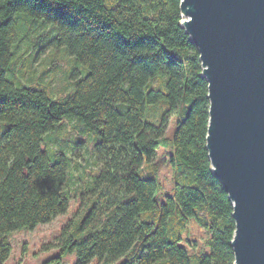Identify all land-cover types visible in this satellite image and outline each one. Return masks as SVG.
<instances>
[{"label": "trees", "instance_id": "trees-1", "mask_svg": "<svg viewBox=\"0 0 264 264\" xmlns=\"http://www.w3.org/2000/svg\"><path fill=\"white\" fill-rule=\"evenodd\" d=\"M180 14V0H0V264L8 234L52 221L71 199L73 217L44 245L60 253L42 264L72 252L74 264H234L233 206L205 147L207 81ZM43 36L54 52H35ZM25 40L27 70L17 67ZM58 49L82 72L52 88ZM80 147L85 165L71 164L66 153ZM190 219L202 247L180 244Z\"/></svg>", "mask_w": 264, "mask_h": 264}, {"label": "water", "instance_id": "water-1", "mask_svg": "<svg viewBox=\"0 0 264 264\" xmlns=\"http://www.w3.org/2000/svg\"><path fill=\"white\" fill-rule=\"evenodd\" d=\"M209 101L206 150L233 206L234 264H264V0H180Z\"/></svg>", "mask_w": 264, "mask_h": 264}, {"label": "rangeland", "instance_id": "rangeland-1", "mask_svg": "<svg viewBox=\"0 0 264 264\" xmlns=\"http://www.w3.org/2000/svg\"><path fill=\"white\" fill-rule=\"evenodd\" d=\"M48 26V25H47ZM49 27V26H48ZM53 36L42 37L41 40L37 43L35 48V52L46 48L47 50L51 49L53 51ZM27 46V40L22 41L20 43V53H22V57L19 60V65L17 67H21L23 70H27L29 68V60L30 58L31 48L29 47L27 50L25 49ZM40 52V51H39ZM65 51L63 49H58L57 59L61 62V69H56L51 81V87H57L59 84L64 83L65 79L70 78L72 75H77V72H82L80 66H76L71 57L69 55L64 54ZM32 54V53H31ZM42 67V55L37 56L34 60L31 71L35 75H37L41 71ZM62 71V72H61ZM63 74V75H62ZM51 75V74H49ZM51 76H48L45 81H47ZM65 78V79H64ZM22 82H26V75L21 78ZM160 116V110L157 106L152 108V113L148 117V120L152 123H157ZM178 121L177 116L171 117L169 121L168 128L165 132V138L171 139L176 129V124ZM85 146V145H84ZM165 150L163 147H160L157 150V162L161 166V180L164 185V188L168 189L171 187V177H170V167L168 165V156L169 153H164ZM67 157L71 159V164H74V161H77L81 165H85V157L87 158V154H85L84 149L76 148L74 151H68ZM94 159H91V161ZM88 168H92L91 165L87 166ZM82 167L78 170L73 169L74 174H79L82 172ZM164 191H161L158 194V203L161 204L165 195ZM78 206V199H71L68 204L67 211L64 214L58 215L53 218L52 221L48 223H41L36 225L34 228H22L15 232L8 234L7 238L11 245V253L5 264H42L46 260L51 257L57 256L60 253L58 248H44V245L47 243H51L60 233L62 227L73 217L76 208ZM202 228L195 223L193 219H190L188 222V226L186 231L183 234V240L180 242L182 246L188 247L189 244L186 241V238H190L192 240L198 241L199 247L203 246V239H205V233L201 232ZM208 250V249H206ZM76 261V253H67L63 257L62 264H74Z\"/></svg>", "mask_w": 264, "mask_h": 264}]
</instances>
